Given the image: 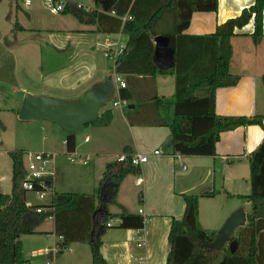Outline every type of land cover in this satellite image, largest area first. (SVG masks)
<instances>
[{"label":"crops","instance_id":"crops-1","mask_svg":"<svg viewBox=\"0 0 264 264\" xmlns=\"http://www.w3.org/2000/svg\"><path fill=\"white\" fill-rule=\"evenodd\" d=\"M73 1L85 10L95 8V0ZM253 2L218 0L215 11L192 12L183 33L192 36L211 34L218 24L239 15ZM22 5L25 14H16L14 25L10 18L7 31L0 28V95L3 98L8 95L4 91L6 86L13 88V94L18 92L13 99L17 103L3 108L11 115V122L18 119V109L26 92L76 101L93 86L105 80L111 82L108 98L99 106V119L74 131V152L87 157L86 163H76L87 165L89 171L75 183L78 188L61 192L54 189L56 173L53 161L52 165L50 161L55 150L62 149L54 140L47 148L54 152L49 161V168L54 173L51 194L75 192L92 195L97 206L91 216L93 230L106 221L111 222L100 237V252L107 264H164L169 250L171 220L181 218L184 212L182 194L197 196L198 224L215 235L237 208L249 212L250 202L238 196L250 192L248 156L264 138L261 124L221 132L214 155L172 154L169 146V125L173 121L175 101L172 66L158 67L165 70L162 73L146 74L143 69L148 66L147 59L135 52L123 61L121 71L116 72L112 60L103 54L105 39L117 40L125 46L128 35L121 28L117 32H108L114 28L110 18L101 16L98 24L82 23L69 13L52 12L48 8L47 12L43 0H30L28 5L23 0ZM107 14L114 16L113 13ZM120 19L123 24L129 17L124 15ZM253 29V19H250L243 27L236 28V35L231 38L229 69L237 76V82L215 90V112L218 115L264 118V35L258 42H253L250 36ZM115 75L125 82L124 87L114 80ZM194 94L204 96L206 89L196 88ZM121 100L126 101L125 107L114 105ZM0 122L4 126L0 127V192L10 193L9 152L22 150V147L6 140L4 133L8 123L2 117ZM52 125L49 127L53 132L61 134L58 126ZM66 133L59 140L65 139ZM78 133L83 134L82 140ZM82 145L84 150L80 149ZM63 149L66 146L63 145ZM155 150H158L157 154ZM135 152L146 154L147 160L121 179L115 202H109L111 191L100 188L106 165L118 162L120 154ZM138 177L142 178L140 182L136 180ZM25 201L28 205H48L28 201L26 192ZM114 206L119 210L114 211ZM121 206L137 214L141 208L140 215L147 216L143 226L119 227L117 215ZM107 213L113 217H108ZM62 240L55 233L54 217L48 216L34 232L20 236L24 264H57L56 253L62 250L68 251L66 264H92L91 248L84 246L89 245L87 242L71 241L59 249ZM137 242L141 245L138 246Z\"/></svg>","mask_w":264,"mask_h":264},{"label":"trees","instance_id":"trees-1","mask_svg":"<svg viewBox=\"0 0 264 264\" xmlns=\"http://www.w3.org/2000/svg\"><path fill=\"white\" fill-rule=\"evenodd\" d=\"M218 0H95V8L85 10L65 1L62 13L72 14L82 23H99L101 16L110 18L114 28L108 32L124 31L128 35L122 53L114 62L116 72L130 54L146 57L144 73L154 75L165 71L154 61L153 38L168 37L174 59L170 70L175 75L174 117L169 125L172 154L214 155L215 145L223 131L240 126L260 124L261 116H222L215 112V90L234 85L237 76L230 72L231 38L235 29L253 19L250 34L258 42L263 33L264 0L241 10L240 14L218 24L213 33L205 36L184 34L194 11H215ZM107 13H113L110 16ZM129 20L122 24L120 17ZM203 87L206 95L196 96L194 90ZM99 118L94 119L96 121ZM92 121V122H93ZM0 127H4L0 122ZM66 149L75 148L74 131L66 133ZM130 154V153H127ZM11 191L0 192V264H24L21 257L20 236L34 229L48 216H53L55 233L63 238L59 249L68 242H87L91 248L92 264H107L100 252V237L106 223L94 230L91 216L96 211L92 195L75 192L53 193L48 205H28L26 190L21 181L25 174V160L20 150L10 151ZM250 192L239 195L250 202L245 222L234 229L229 241L220 248L207 247L216 235L202 229L197 220V196L182 194L185 208L181 218L171 220L169 250L164 264H264V138L248 156ZM129 160L106 165L100 188L111 191L109 202H115L116 188L121 179L133 172ZM107 206V204H106ZM37 207L43 210L36 211ZM108 217H113L109 213ZM119 227L140 228V214L128 212L121 206ZM235 241L231 247L229 244Z\"/></svg>","mask_w":264,"mask_h":264},{"label":"rangeland","instance_id":"rangeland-1","mask_svg":"<svg viewBox=\"0 0 264 264\" xmlns=\"http://www.w3.org/2000/svg\"><path fill=\"white\" fill-rule=\"evenodd\" d=\"M65 1L67 0H63V2ZM22 2L23 0H0V28L1 29H3L4 31L5 30L7 31L8 23H9L8 20L10 18H11L12 25H14L16 21V17H17L16 14L17 15L25 14L22 8L23 7ZM45 8H46L45 10L49 12L48 11L49 8L48 7H45ZM12 89H13L12 87L9 88V86H6V89L4 88V91L5 93H8V95L4 98L1 97L0 95V109L2 108V114H0V118L2 117L8 123L5 133H4L6 140L9 143L12 142V144L15 142L17 143L19 147H22L21 148L22 150L20 151H23L24 157H25V154H27L28 152H32V153L33 152H49L47 148L49 147V144H51L52 140H54L55 142H59L61 146L60 149H62V151H60L59 149H56L55 150L56 154L52 158L53 160L50 161L51 165L53 161V166H54V170L56 173L54 189L56 188L57 192H61V191H67L70 189L78 188V186L75 183L79 179H82L83 177L87 176L89 174V171L86 170L87 165L79 166L76 162L72 163L66 160L65 155L63 154L64 153L63 144L61 143V140L63 138L59 140V138L63 136V134L66 133L65 130H63L59 125L47 119L24 120L20 118L18 119L15 118L11 122V118H12L10 117L11 115L6 114V112L3 111V108L17 103L13 99L14 97L18 96V92L17 94H13L11 92ZM50 124L51 125L55 124L56 126H58L61 134L54 133L53 129L49 127ZM78 137L80 140H82L83 134L78 133ZM85 146H87V144ZM85 146L82 145L80 149L84 150ZM128 174H131V172ZM51 193H52V186L45 191L44 193L45 195L43 198H39L37 194H35V192L30 191V190L26 191V197L28 201L33 202V203L50 204L52 200ZM136 200H137V196H136ZM250 207H251L250 204H248V211H250ZM112 209L114 211L119 210V208L116 206L112 207ZM84 246H87V248L90 249L89 245H84ZM67 255H68L67 250H62L60 252H57L56 253V256L58 258L57 264H66L68 260Z\"/></svg>","mask_w":264,"mask_h":264},{"label":"water","instance_id":"water-1","mask_svg":"<svg viewBox=\"0 0 264 264\" xmlns=\"http://www.w3.org/2000/svg\"><path fill=\"white\" fill-rule=\"evenodd\" d=\"M154 60L158 67L169 68L173 63V50L168 46V37H154ZM111 87L110 80L93 86L79 100L69 101L43 95L24 93L19 109L20 119H47L59 125L66 132L75 131L79 126L97 118L99 106L106 101ZM107 217L103 218L105 222ZM245 222L242 207L233 211L218 230L215 238L205 244L207 247L220 248L229 241L234 229ZM235 241H231L233 247Z\"/></svg>","mask_w":264,"mask_h":264},{"label":"built area","instance_id":"built-area-1","mask_svg":"<svg viewBox=\"0 0 264 264\" xmlns=\"http://www.w3.org/2000/svg\"><path fill=\"white\" fill-rule=\"evenodd\" d=\"M45 5L52 11V12H61L63 10L65 2L63 0H43ZM25 5H28L30 3V0H24ZM77 7H82L77 4ZM106 48L104 49V56L113 62L116 60V58L122 53L124 46L120 44L117 40L112 41L109 38H106ZM114 80L118 82L119 86L124 87L125 82L120 78V76L115 75ZM114 105L124 106L126 105L125 100L116 101L114 102ZM260 124L264 127V118L260 120ZM85 140H87V137H85ZM61 143L66 146L67 142L66 139H62ZM155 154L158 153V150L154 151ZM66 157V159L69 162H81L86 163L87 157L83 156L82 154L76 153L73 151H68L67 149L64 150L63 153ZM54 155V152H28L25 154V174L23 177V180L21 181V186L23 189L30 190L35 192L39 198L44 197L45 191L52 186L53 182V171L49 168V161L51 157ZM126 160H129L130 163L133 166H140L142 163H144L147 160L146 154H141L138 152L135 153H123L120 154L117 157L118 162H124ZM137 182H140L142 180L141 177H138ZM43 210L42 207H37L36 211ZM139 213L142 214V209L139 208ZM143 224L147 220V216H143ZM106 226H111V222L106 221ZM60 239H62L61 236H59ZM137 245L140 246L141 243L137 242ZM65 247V246H63Z\"/></svg>","mask_w":264,"mask_h":264}]
</instances>
